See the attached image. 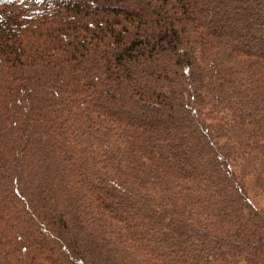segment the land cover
<instances>
[{
  "label": "trees",
  "instance_id": "obj_1",
  "mask_svg": "<svg viewBox=\"0 0 264 264\" xmlns=\"http://www.w3.org/2000/svg\"><path fill=\"white\" fill-rule=\"evenodd\" d=\"M264 0H0V264H264Z\"/></svg>",
  "mask_w": 264,
  "mask_h": 264
},
{
  "label": "rangeland",
  "instance_id": "obj_2",
  "mask_svg": "<svg viewBox=\"0 0 264 264\" xmlns=\"http://www.w3.org/2000/svg\"><path fill=\"white\" fill-rule=\"evenodd\" d=\"M249 199L258 209L264 212V193H258V194L250 193Z\"/></svg>",
  "mask_w": 264,
  "mask_h": 264
}]
</instances>
